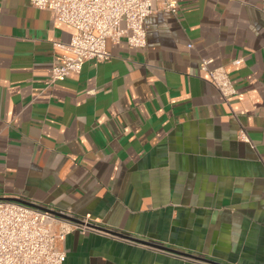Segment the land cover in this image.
Returning a JSON list of instances; mask_svg holds the SVG:
<instances>
[{"label":"crops","instance_id":"crops-1","mask_svg":"<svg viewBox=\"0 0 264 264\" xmlns=\"http://www.w3.org/2000/svg\"><path fill=\"white\" fill-rule=\"evenodd\" d=\"M176 2L147 18L145 49L108 40L109 60L49 86L75 30L0 0V198L264 264V0ZM201 59L228 72L229 103ZM62 246L64 264H207L91 230Z\"/></svg>","mask_w":264,"mask_h":264},{"label":"built area","instance_id":"built-area-1","mask_svg":"<svg viewBox=\"0 0 264 264\" xmlns=\"http://www.w3.org/2000/svg\"><path fill=\"white\" fill-rule=\"evenodd\" d=\"M30 3L36 9L53 12L58 21L75 30L64 48L67 53L51 70L49 86L80 74L89 61L109 60L108 40L126 39L131 47L145 49L147 18L158 11L176 14L178 9L176 0H30ZM213 62L201 59L200 69L209 74L224 101L229 103L236 89L223 67L211 68ZM240 140L250 143L245 131H241ZM87 230L114 236L17 201L0 200V264H64L67 254L62 245L67 236Z\"/></svg>","mask_w":264,"mask_h":264},{"label":"water","instance_id":"water-1","mask_svg":"<svg viewBox=\"0 0 264 264\" xmlns=\"http://www.w3.org/2000/svg\"><path fill=\"white\" fill-rule=\"evenodd\" d=\"M0 200L17 201V202H20V203L29 205L31 207H34L36 209H39L41 211L47 212V213H49V214H51V215H53V216H55L57 218H60V219H63V220L69 221V222H73V223L85 224L83 221H81L78 218H75L74 216H71V215H68V214H65V213L56 211V210H51L49 208L42 207V206H39L37 204H32V203L23 201L21 199L0 198ZM89 226L92 227V228L101 230L103 232H107L109 234H112V235H114L116 237H120V238L129 240V241L138 243V244H143V245H146V246H149V247H153V248H156V249H160V250H163V251H166V252H170V253H173V254H176V255H180V256H183V257H186V258L194 259V260H197V261H201V262H204V263H207V264H219L217 262L208 260L206 258H202V257L196 256V255H192V254H188V253H184V252H179L177 250L168 248V247L163 246V245L161 246L159 244H155V243H152V242H149V241L141 240V239H138V238H135V237H132V236L124 235L122 233H118V232H115V231H111L109 229H105V228H102V227H99V226H93L91 224H89Z\"/></svg>","mask_w":264,"mask_h":264}]
</instances>
